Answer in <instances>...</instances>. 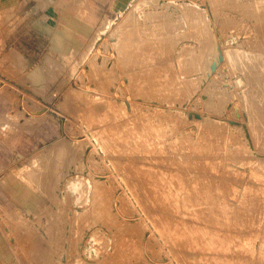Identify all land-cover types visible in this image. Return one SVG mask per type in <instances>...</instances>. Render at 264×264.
<instances>
[{
  "label": "rangeland",
  "instance_id": "1",
  "mask_svg": "<svg viewBox=\"0 0 264 264\" xmlns=\"http://www.w3.org/2000/svg\"><path fill=\"white\" fill-rule=\"evenodd\" d=\"M3 98L0 264H264V0H0Z\"/></svg>",
  "mask_w": 264,
  "mask_h": 264
},
{
  "label": "crops",
  "instance_id": "2",
  "mask_svg": "<svg viewBox=\"0 0 264 264\" xmlns=\"http://www.w3.org/2000/svg\"><path fill=\"white\" fill-rule=\"evenodd\" d=\"M19 12L21 14V11ZM10 108L11 104L7 99H0V116L8 114ZM26 126L27 128H21L14 133L10 143L2 142L0 172L6 171L16 161L31 158L40 148L56 141L61 133L57 122L53 120H45L32 126ZM3 204H6V200L3 201Z\"/></svg>",
  "mask_w": 264,
  "mask_h": 264
},
{
  "label": "bare ground",
  "instance_id": "3",
  "mask_svg": "<svg viewBox=\"0 0 264 264\" xmlns=\"http://www.w3.org/2000/svg\"><path fill=\"white\" fill-rule=\"evenodd\" d=\"M52 1V0H51ZM140 5V4H139ZM250 5V4H249ZM135 8H136V6H134ZM134 7H132V10H133V8ZM157 8V7H156ZM196 8V7H195ZM184 10V9H183ZM189 10V9H188ZM133 13H134V10L132 11ZM131 14V13H130ZM163 15V14H162ZM132 16H134V15H132ZM173 16V15H172ZM125 17V16H124ZM130 17H131V15H130ZM162 17V16H161ZM184 17V16H183ZM179 18V17H178ZM206 18V17H205ZM4 19V18H3ZM124 19V18H123ZM127 19H129L128 17H127ZM126 18L124 19V20H127ZM123 20V21H124ZM192 20V19H191ZM2 22V21H1ZM87 22V21H86ZM124 22H126V21H124ZM140 22V21H139ZM122 25V24H121ZM190 25V24H189ZM137 26V25H136ZM143 26V25H142ZM138 29V28H137ZM147 29V28H146ZM125 30V29H124ZM101 31V30H100ZM116 32V31H115ZM128 32V31H127ZM171 33V32H170ZM128 34V33H127ZM131 34V33H130ZM151 34V33H150ZM177 34V33H176ZM129 35V34H128ZM160 35V34H159ZM135 39V38H134ZM117 41V40H116ZM127 47H128V45H127ZM126 47V48H127ZM136 47V46H135ZM200 47V46H199ZM125 49V48H124ZM128 49H130V48H128ZM262 50V49H261ZM205 51V50H204ZM122 52V51H121ZM126 52V51H125ZM127 52H129V51H127ZM126 52V53H127ZM187 53V52H186ZM259 54V53H258ZM129 55V54H128ZM186 55V54H185ZM204 56V55H203ZM232 56V55H231ZM140 60V59H139ZM209 60V59H208ZM200 63V62H199ZM235 63V62H234ZM127 70V69H126ZM263 82V81H262ZM169 86V85H168ZM248 86V85H247ZM254 89V88H253ZM245 90V89H244ZM253 93V92H252ZM256 96V95H255ZM251 100V99H250ZM251 104V103H250ZM257 108V107H256ZM86 113V112H85ZM253 116V115H252ZM251 116V117H252ZM258 116V115H257ZM38 117V116H37ZM255 120V119H254ZM261 120V119H260ZM125 121V120H124ZM6 124V123H5ZM8 125H9V123H7ZM108 124V123H107ZM255 124V123H254ZM109 125V124H108ZM11 126V125H10ZM258 126V125H257ZM11 127H13V126H11ZM15 127V126H14ZM141 127V126H140ZM103 128V127H102ZM106 128V127H105ZM8 129V128H7ZM10 129V128H9ZM97 129H99L98 127H97ZM255 129V128H254ZM3 130V129H2ZM119 130V129H118ZM5 132V131H4ZM214 133V132H213ZM132 134V133H131ZM233 134V133H232ZM262 135H263V132H262ZM213 136V135H212ZM216 136V135H215ZM224 136V135H223ZM110 137V136H109ZM146 137V136H145ZM104 140V139H103ZM205 140V139H204ZM207 140V139H206ZM259 140V139H258ZM62 141V140H61ZM223 141V140H222ZM148 142V141H147ZM237 143V142H236ZM242 143V142H241ZM55 144V143H54ZM68 143H66L65 141H64V143H60V141L58 142V144L56 143V146H54V148L53 147H51L50 149H53L52 151H51V157L52 158H59V157H61V155H63L65 152H67V148H68V145H67ZM218 144V143H217ZM231 144V143H230ZM229 144V145H230ZM125 145V144H124ZM53 146V145H52ZM204 147V146H203ZM213 148V147H212ZM236 148V147H235ZM233 149H234V147H233ZM48 150V149H47ZM107 150V149H106ZM122 150V149H121ZM218 151V150H217ZM227 151V150H226ZM46 152H48L49 153V151H46ZM45 152V153H46ZM114 152V151H113ZM38 154H40V153H38ZM49 155V154H48ZM44 156V155H43ZM47 157V156H46ZM50 157V158H51ZM32 158V157H31ZM43 158V157H42ZM45 159V158H44ZM47 159V158H46ZM45 159V160H46ZM48 159H49V157H48ZM47 159V160H48ZM112 159V158H111ZM116 159V158H115ZM114 159V160H115ZM31 160V159H30ZM36 160V159H35ZM53 160V159H52ZM51 160V161H52ZM53 161H55V160H53ZM33 162V161H32ZM41 162H42V160H41ZM127 162V161H126ZM49 163V162H48ZM30 166V165H29ZM29 166H28V168H29ZM34 167V166H33ZM31 168V167H30ZM27 169V168H26ZM140 169V168H139ZM33 170V169H32ZM262 170V169H261ZM43 171V170H42ZM30 172V171H29ZM32 173V172H31ZM25 174V173H24ZM27 174H28V172H27ZM32 175V174H31ZM92 175V174H91ZM157 175V174H156ZM198 176V175H197ZM257 176V175H256ZM151 177V176H150ZM191 177V176H190ZM27 178H29V177H27ZM31 178V177H30ZM25 179H26V176H25ZM157 179V178H156ZM176 180V179H175ZM198 180H199V178H198ZM204 180V179H203ZM17 181V180H16ZM91 181H93V180H91ZM78 182V181H77ZM151 182V181H150ZM192 182V181H191ZM4 183V182H3ZM21 183V182H20ZM19 183V184H20ZM31 184V183H30ZM178 184V183H177ZM189 184V183H188ZM220 185V184H219ZM2 186V185H1ZM230 186V185H229ZM232 186V185H231ZM264 186V185H263ZM204 187H206V186H204ZM208 187V186H207ZM206 187V188H207ZM210 187H212V185H210ZM217 187H218V185H217ZM3 188V187H2ZM20 188V187H19ZM190 188V187H189ZM202 188V187H201ZM232 188V187H231ZM198 189V188H197ZM29 190V189H28ZM205 190V189H204ZM230 190V189H229ZM145 191V190H144ZM219 191V190H218ZM197 192V191H196ZM201 192V191H200ZM222 192V191H221ZM26 193V192H25ZM28 193V192H27ZM184 193V192H183ZM215 193V192H214ZM233 193V192H232ZM149 194V193H148ZM28 195V194H27ZM104 195V194H103ZM213 195V194H212ZM101 196V195H100ZM109 196V195H108ZM220 196V195H219ZM232 196V195H231ZM248 196V195H247ZM95 197V196H94ZM206 197V196H205ZM236 197V196H235ZM234 197V198H235ZM250 197V196H249ZM180 198V197H179ZM209 198V197H208ZM223 198V197H222ZM193 199V198H192ZM189 200L188 199V201H193V200ZM207 199V198H206ZM181 200V199H180ZM250 200V199H249ZM158 201V200H157ZM171 201V200H170ZM187 201V202H188ZM214 201V200H213ZM239 201V200H238ZM206 202V201H205ZM172 203V202H171ZM174 203V202H173ZM183 203H185V201L183 202ZM192 203H194V202H192ZM195 203H197V202H195ZM178 204H179V202H178ZM191 204V203H190ZM253 204V203H252ZM188 204H186V207H188L187 206ZM194 205V204H193ZM256 205V204H255ZM170 206H172V204L170 205ZM192 206V205H191ZM190 206V207H191ZM201 206V205H200ZM210 206V205H209ZM102 207V206H101ZM190 207H188V208H190ZM194 207H196V205L194 206ZM172 208H173V206H172ZM181 208V207H180ZM193 208V207H192ZM220 208V207H219ZM174 209V208H173ZM195 209H197V207L195 208ZM194 209V210H195ZM199 209V208H198ZM198 209H197V211H198ZM215 209V208H214ZM246 209V208H245ZM175 210V209H174ZM178 210V209H177ZM187 210V209H186ZM237 210V209H236ZM249 210V209H248ZM205 211V210H204ZM215 211V210H214ZM227 211V210H226ZM177 212V211H176ZM184 212H185V209H184ZM187 212V211H186ZM192 212H194V211H192ZM201 212V211H200ZM199 212V213H200ZM210 212V211H209ZM181 213V212H180ZM195 213H196V211H195ZM244 213V212H243ZM176 214V213H175ZM197 214H198V212H197ZM197 214H194L193 213V215H197ZM227 214V213H226ZM100 216V215H99ZM225 216V215H224ZM248 216V215H247ZM262 216V215H261ZM109 217V216H108ZM207 217H208V215H207ZM221 218V217H220ZM227 218H228V216H227ZM231 218V217H230ZM107 219V218H106ZM173 219V218H172ZM215 219V218H214ZM260 220V219H259ZM186 221V220H185ZM210 221H212V220H210ZM222 221V220H221ZM230 221V220H229ZM204 222V221H203ZM217 222V221H216ZM223 222V221H222ZM198 223V222H197ZM206 223V222H205ZM241 223V222H240ZM196 224V223H195ZM237 224H238V222H237ZM197 225V224H196ZM220 225H222V224H220ZM227 226V225H226ZM222 228V227H221ZM199 230V229H198ZM213 230H216V229H214L213 228ZM212 230V231H213ZM212 231H210V232H212ZM216 231H218V230H216ZM234 231V230H233ZM236 231V230H235ZM193 231H191V233H192ZM246 232V231H245ZM256 232V231H255ZM194 233L195 234H199L198 232L196 233V231H194ZM213 233H215L216 234V232L214 231ZM235 233V232H234ZM243 233V232H242ZM248 232H246V234H247ZM193 234V233H192ZM191 234V235H192ZM194 234V235H195ZM215 234H214V236H215ZM239 234H241V233H239ZM251 234H252V232H251ZM210 235V234H209ZM235 235V234H234ZM248 235V234H247ZM183 236V235H182ZM186 236V235H185ZM189 236V235H188ZM188 236H186L187 238H188ZM205 236V235H204ZM206 236H208V235H206ZM212 236H213V234H212ZM246 236V235H245ZM100 237V236H99ZM195 237H196V235H195ZM198 237V236H197ZM202 237V236H201ZM239 237H241V236H239ZM247 237V236H246ZM184 238V237H183ZM186 238V239H187ZM189 238H190V236H189ZM188 238V239H189ZM199 238V240H200V237H198ZM198 238H196L197 240H194V242L196 241V243H197V241H198ZM203 238V237H202ZM207 238V237H206ZM208 238H210V237H208ZM214 238V237H213ZM235 238V237H234ZM237 239H238V237H236ZM185 239V238H184ZM191 239V238H190ZM192 239H194V238H192ZM240 239V238H239ZM241 239H243V236H242V238ZM246 239V238H245ZM249 240H251V238H248ZM254 239V238H253ZM252 239V240H253ZM255 239H257V236L255 237ZM203 240V239H202ZM210 240H213V239H210ZM210 240H209V242H210ZM263 240V239H262ZM185 242H186V240H184ZM191 241V240H190ZM239 241V240H238ZM241 241V240H240ZM243 241V240H242ZM248 241V240H247ZM221 242V241H220ZM243 242H245V240L243 241ZM248 242H251V241H248ZM253 243H254V241H252ZM251 242V243H252ZM188 243V242H187ZM192 243H193V241H192ZM210 243H212V242H210ZM255 243H256V241H255ZM190 244V243H189ZM244 244H246V242L244 243ZM250 244V243H249ZM249 244H246L247 246L249 245ZM191 245V244H190ZM259 245V244H258ZM194 246V245H193ZM247 246H245V247H247ZM249 246H251V245H249ZM253 246V245H252ZM255 246V245H254ZM262 246V245H261ZM123 247V246H122ZM244 247V248H245ZM248 248H250V247H248ZM256 248V247H255ZM255 248H253L254 249V251H255ZM259 248V247H258ZM263 248H264V246H263ZM263 248H262V250H263ZM234 249V248H233ZM246 250V249H245ZM250 250H251V248H250ZM260 250V249H259ZM232 251V250H231ZM247 251V250H246ZM258 251V250H257ZM224 252V251H223ZM251 252H253L252 250H251ZM259 252V251H258ZM183 253V252H182ZM248 253V252H247ZM257 253V252H256ZM255 253V254H256ZM249 254V253H248ZM260 254V253H259ZM263 254V253H262ZM252 255V254H251ZM250 255V256H251ZM254 255V254H253ZM190 256V255H189ZM214 256V255H213ZM233 256V255H232ZM262 256V255H261ZM259 257H260V255H259ZM262 258V257H261ZM235 259H236V257H235ZM239 259V258H238ZM257 259H259V258H257ZM260 260V259H259ZM203 261V260H202ZM191 263V262H190ZM249 263V262H248Z\"/></svg>",
  "mask_w": 264,
  "mask_h": 264
},
{
  "label": "built area",
  "instance_id": "4",
  "mask_svg": "<svg viewBox=\"0 0 264 264\" xmlns=\"http://www.w3.org/2000/svg\"><path fill=\"white\" fill-rule=\"evenodd\" d=\"M31 122V121H30ZM31 123H29V125H30Z\"/></svg>",
  "mask_w": 264,
  "mask_h": 264
}]
</instances>
